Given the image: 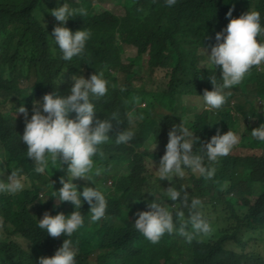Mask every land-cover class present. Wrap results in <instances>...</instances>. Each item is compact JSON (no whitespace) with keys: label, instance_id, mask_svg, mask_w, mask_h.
Returning a JSON list of instances; mask_svg holds the SVG:
<instances>
[{"label":"trees","instance_id":"trees-1","mask_svg":"<svg viewBox=\"0 0 264 264\" xmlns=\"http://www.w3.org/2000/svg\"><path fill=\"white\" fill-rule=\"evenodd\" d=\"M62 3L74 9L76 2L0 0V147L10 157L9 166L25 165L29 182V190L22 196L11 198L0 193V219L4 222L0 228V264H38V258L54 254L64 238L76 249V264H264V254L245 250L238 238L240 233L257 234L264 247V155L260 153L261 146L242 144V148L233 147L226 156L218 158L222 163L218 169H227L225 174L218 171L226 182L221 194L232 190L236 197L234 202L228 200V195L219 199L218 211L214 208L216 205L212 206L208 213L210 236L206 241H195L194 235L189 241L173 231L171 234L165 232L156 243H151L133 226L134 207L143 200L145 186L158 180L154 174L165 150L167 132L182 121L180 114L184 104L178 103V97H202L205 89L213 87L210 76L220 82V69L198 65V48H211L216 42L215 32L228 23L230 17L226 13L229 9L232 17L257 10L264 25V0H176L171 7L164 0H124L123 11L118 16L103 13V10L83 17L77 14L68 18L64 26L72 31L86 28L91 36L83 53L70 61L61 58L58 45L50 36L52 28L60 22H51V19L44 22L43 17L48 14L51 18L50 10ZM115 30L118 32L114 35ZM126 45L135 47L143 61L142 71L134 72L131 63L123 61L121 54ZM97 70L108 80L109 87L103 97L93 101L95 115L103 119L116 112L120 122L113 120L109 140L100 145L102 155L93 157L94 167L100 168V173L90 174L92 181L81 179L106 193L107 207L103 217L91 221V213L82 200V226L70 237L63 234L51 237L37 227L36 219L46 210L53 215L61 211L68 214L74 206L67 201L57 203L58 198L56 202L50 196L53 189L61 186L59 177L64 175L63 168L50 166V176L47 171L34 172L33 162L26 157V145L20 139L24 129L23 114L16 112V108L23 104L30 116L33 101L40 100L44 93L56 91L67 95L73 75L85 76ZM245 77L248 82L246 78L235 85L225 102L226 106L234 102L233 108L242 113L245 129L242 140L250 137L256 142L258 140L251 136L254 126L248 120V113L255 119L253 103L260 101V105H264V63L251 67ZM132 82L140 86L133 88ZM228 109H231L230 120L236 121L232 108ZM194 110L193 151L199 152L217 129L221 133L232 129V125L223 126L219 109ZM157 111L163 112L156 116ZM128 113L140 117L135 124L136 120L128 124ZM69 115L74 116V113ZM129 126L135 129L133 138L127 143L116 144L115 134ZM148 135L152 142L150 148L145 143ZM140 146L143 150H138ZM208 164L205 161V165ZM242 165L247 166L244 174L241 173ZM108 166L121 168L117 177L107 170ZM194 179V173L188 169L177 179L176 189L181 195L187 193L189 201L205 193L200 181L204 178L189 182ZM49 180L54 182L53 189L49 187ZM82 182H74L78 191L82 189ZM255 186H259L256 192ZM165 187L166 183L162 182L152 193L165 204H174V212L187 209L179 199L170 200ZM39 193L45 198L43 205L33 202ZM238 198L243 206L236 203ZM245 212L247 218H243ZM213 216L220 217L223 225L213 228ZM189 230L186 226L185 231ZM11 235L22 239L30 250L10 240ZM238 246L239 249H235Z\"/></svg>","mask_w":264,"mask_h":264},{"label":"clouds","instance_id":"clouds-1","mask_svg":"<svg viewBox=\"0 0 264 264\" xmlns=\"http://www.w3.org/2000/svg\"><path fill=\"white\" fill-rule=\"evenodd\" d=\"M164 2L171 7L176 0H164ZM88 3L92 4L93 1L88 0ZM116 4L120 6V12H115L100 2L103 13L118 16L123 11L124 0ZM50 12L55 20L60 22L52 28L51 39L58 45L61 58L70 61L74 56L83 53L91 33L86 28L72 31L64 26V22L77 14L83 17L87 11L83 7L75 10L66 3H62L52 8ZM226 16L230 17L228 23L223 29L215 32L216 42L211 45L210 52H207L208 61L214 68L219 66L221 73L219 83L214 76L209 77L213 87L211 90L205 89L202 94L205 105L203 108L206 107L209 110H220L221 106L226 105L225 101L229 93L225 89L238 85L251 67L264 63V25L261 24L259 11L248 10L239 16L232 17L231 9H229ZM117 32L115 30L114 35ZM71 79L73 83L67 95H60L56 91L44 93L40 100L33 101L30 116L23 104L16 108V112L23 114L24 129L20 139L26 145V157L33 162L34 172L46 173L50 166L63 168L64 175L59 177L61 186L57 190L53 189L54 182L49 180V187L53 189L50 196L55 198L56 202L58 198L57 203L67 201L74 206L68 214L61 211L53 215L46 210L39 219H36L37 227L51 237L61 234L64 237H70L82 226L84 223L80 211L82 200L85 201V209L91 213V221L104 216L107 207L104 196L106 193L81 180L79 182H82L83 186L78 191L74 178H87L92 181L90 174L100 173V168L94 167L93 157L102 154L100 145L109 140L113 120L120 122L116 112L103 119L95 115L93 101L103 97L109 87V82L101 71L97 70L89 74L87 78L83 75H73ZM121 91H124L123 87ZM70 113H74V116H70ZM248 116L251 117V119L248 117V120L252 123L254 115L248 113ZM236 117L235 122L238 126L234 123L232 129H226L227 131L223 133L217 129L216 133L199 148V152L193 151V131L182 123L173 125L168 130L165 150L156 167L158 180L154 188L158 190L162 182H165L166 196L174 202L179 199L181 205L187 207L186 218L183 219L185 213L182 210L178 209L174 212L173 204H165L154 193L147 191L154 199L148 200L147 205L141 206L139 210L137 205L134 207L133 226L149 242L156 243L165 232L171 234L173 231L185 236L189 241L193 235L197 237L195 241H206L209 238V216L208 213L201 214L199 208L201 201L197 198L189 201L187 193L181 195V191L171 187L170 184L174 176L183 177L185 169L193 172L195 179L211 178L215 172V168L211 166L212 162L226 156L233 147L242 148L244 119L237 115ZM127 118L128 124L131 125L140 117L128 113ZM252 125L254 127L251 129V136L258 141H264V123L258 127H255L253 123ZM239 126L241 128H238ZM134 134L133 127H125L115 134L114 142L127 143ZM205 160L209 162L207 166ZM9 161L10 157L0 147V193H6L11 198H15L29 190L26 183L28 182L27 171L23 164L9 166ZM219 170L222 169H218L215 174L217 180L215 187L218 182L220 185L226 184L225 177L218 175ZM222 171L226 173L227 169ZM195 173H198L200 177L196 178ZM232 175L234 176V172ZM204 180L200 179L203 185ZM218 191L221 194L222 190ZM226 195L234 196L235 193L231 190L221 194L219 199ZM236 203L243 206L239 198ZM144 206L146 207L143 209ZM247 217L245 212L243 218ZM0 225H4L3 219H0ZM186 226L191 227L189 232L185 231ZM75 256L76 249L72 242L64 238L54 254L40 256L38 264H76Z\"/></svg>","mask_w":264,"mask_h":264},{"label":"rangeland","instance_id":"rangeland-1","mask_svg":"<svg viewBox=\"0 0 264 264\" xmlns=\"http://www.w3.org/2000/svg\"><path fill=\"white\" fill-rule=\"evenodd\" d=\"M92 1H93V3L89 4L88 0H83V1L75 0L76 3H75V8L74 9L78 10L79 8L83 7V8L86 9L87 14H89V13H99V12L102 11V8H101V5H100V2H101L103 6H107V7L111 8L115 12H120L121 11L120 6H118L116 4V3H120L121 0H92ZM43 17H44V22H48V21H50V19H51V22H56V20L52 16V14H51V18L48 16V14H43ZM123 49H124V50H122L123 53L121 54V57H122L123 61L131 63L132 70L134 72L142 71L143 70V68H142L143 61H142L141 57L136 53L135 47L126 45V46H123ZM198 50H199V55H200L198 65L200 67H205V68H208V67L214 68L210 64V62L208 61L207 52H210V48L199 47ZM173 62H174V60H173ZM215 69H220V68H219V66H216ZM249 75H251V73L248 74V76ZM88 76H89V74L86 73V75L84 77L87 78ZM246 78H247V80H246V83H247L248 82V77H244L243 81H245ZM249 81H251V79ZM131 86L133 88H138L140 86V83L132 82ZM234 87L235 86H232V87H230L228 89H225V91L228 93V92L232 91V89ZM182 102H183L184 105L182 106V112L180 114V117L182 118L181 123L184 126H186L187 128H189V130L191 131V123H192V120H193V115L195 113L194 108H197L199 110V109L203 108V106H205L204 102H203V98L201 97V95L186 96V98H184V99L180 98V96H179L178 97V103L181 104ZM233 103L234 102H231L230 104H227V106L223 105L220 108V111H221L220 121L223 122V126H225V125L231 126L232 125V128H233V124L234 123H236V125L238 126V124H237V122H235V120L234 121L230 120L229 114L231 113V109H228V107L232 108V114L237 115L239 117H242L241 111H238V110L233 108V105H232ZM142 105H144V104L142 103ZM253 106H254V110H255V119L252 120V123L253 124H258V123L264 122V119H263L264 118V105H260V101H257V102L253 103ZM160 112H163V111H157L156 114H158ZM159 115L160 114H158L156 116H159ZM248 117L251 119L250 116H248ZM137 121L138 120H136L133 124H135ZM238 128H241V126H239ZM219 131H220V129H219ZM145 143L148 146V148H150L152 146V142H150V136L149 135L145 139ZM242 143L245 144V145H251V146H254V147L255 146H261L262 147V154L264 155V141L253 142L252 138L246 137V138H244L242 140ZM138 150H143V146L138 147ZM100 155H102V154H100ZM102 157L105 158L106 155H103ZM211 166L215 168L214 175L211 178H207V179L205 178V180H204L205 181V184H204L205 193L198 198L201 201V204L199 206L201 214L209 213L211 211L213 205L217 206V207L216 206L214 207L216 209V211H218L220 209L221 204L219 203L218 199L221 197V194H220V192L218 190H224L225 189L224 184L220 185L219 182L216 185L217 188L215 187V182L217 181L216 177H215V174H216L218 168H220L222 166V163L220 161H215V162H212ZM120 169H121L120 167H116V168H111V166L107 167V170H109L112 174H115L116 177L118 176L117 173H118V170H120ZM241 169H242L241 173L244 174L247 171V166L246 165H242ZM223 173H224V171H223ZM47 174L50 176L49 170H47ZM242 174H241V176H242ZM154 175L157 176V173L155 172ZM195 175H196V178L200 177V175L198 173H195ZM79 179L82 181L81 178H79ZM79 179L75 180V182L76 181L79 182L80 181ZM177 179H178V177H175V176L173 177V181L170 184L171 187L176 188V184L178 183ZM165 180L167 182H169V180H167V179H165ZM26 183H27V186H29V183L28 182H26ZM156 185H157V182L154 180L151 183V185L150 186L148 185V187L144 190V192H143V201H140L139 203H137V209L138 210H139V208L141 206L147 205V201L148 200L153 199V196L150 195L147 191H151L152 192V189ZM189 189H190V187L187 188L186 190L188 191ZM258 189H259V186H255L254 191L256 192ZM254 191H252V192L254 193ZM231 194H233V193H231ZM38 195L39 196L37 198H33V202H38L41 205H43V203H44L43 199H45V198L43 196H41L40 193ZM235 197H236L235 195L234 196H227V198H228V200L230 202H234L235 201ZM39 200H43V201H39ZM186 210L187 209L183 210V212L185 213V216H184L183 219L186 218ZM220 225H223V222H222L221 218L217 217V216H213L211 218V226L212 227L213 226L217 227V226H220ZM0 228H2L1 225H0ZM14 236L15 235H11L9 237V239L12 240V241L15 240L23 248H25L28 251L30 250V246L28 244H26L22 239L20 240V239L14 237ZM238 238L240 239V242L243 244V247L245 248V250H247V249L248 250H255L257 252V254H260V255L264 254L263 242L258 239L257 234H254V233H251V232L240 233V234H238ZM239 247L240 246L235 247V249H239ZM34 255L39 257V254L37 252H34Z\"/></svg>","mask_w":264,"mask_h":264}]
</instances>
